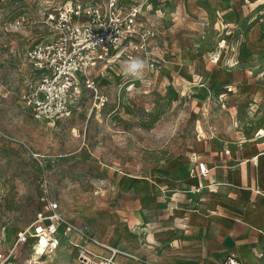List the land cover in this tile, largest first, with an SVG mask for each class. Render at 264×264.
<instances>
[{"label":"rangeland","instance_id":"1","mask_svg":"<svg viewBox=\"0 0 264 264\" xmlns=\"http://www.w3.org/2000/svg\"><path fill=\"white\" fill-rule=\"evenodd\" d=\"M58 1L68 0H0V264H83L75 244L111 255L91 238L128 255L119 264H164L167 248L193 249L165 208L202 211L179 185L196 173L199 149L253 132L264 115V0H118L155 32L156 70L134 78L124 60L98 66L109 102L94 107L82 84L71 113L47 120L25 104L38 77L28 52L53 38L46 15ZM49 199L75 229L63 225L59 248L36 253L17 239ZM170 230L174 244L157 239Z\"/></svg>","mask_w":264,"mask_h":264},{"label":"built area","instance_id":"2","mask_svg":"<svg viewBox=\"0 0 264 264\" xmlns=\"http://www.w3.org/2000/svg\"><path fill=\"white\" fill-rule=\"evenodd\" d=\"M139 18L138 9L124 11L118 0H109L104 5L72 0L55 3L46 15L53 38L35 45L28 52V59L38 77L28 95L24 96L26 106L40 118L61 119L71 113L72 102L84 84L92 92L94 107L101 108L109 102V97L99 89L92 71L98 66L108 68L129 57H138L139 53L150 65L146 73L154 72L156 62L149 41L156 34L151 29L143 31L139 27ZM198 169L202 175L209 173L204 162L198 164ZM48 203L50 212L40 215L18 235V245L32 241L37 253L45 241L44 253L54 252L60 246L63 225L68 226V230L75 229L59 213L58 203L50 199ZM91 240L109 250L111 255L100 258L85 246L75 244L83 264H119L118 257H128L95 238ZM2 259L4 255L0 254ZM222 264L241 263L235 256H228Z\"/></svg>","mask_w":264,"mask_h":264},{"label":"crops","instance_id":"3","mask_svg":"<svg viewBox=\"0 0 264 264\" xmlns=\"http://www.w3.org/2000/svg\"><path fill=\"white\" fill-rule=\"evenodd\" d=\"M260 98L264 104V95ZM256 127L243 137L223 136L199 149V161L206 163L209 173L202 175L197 169L179 185L193 189L189 193L202 202V211L183 205L165 208L166 222L177 218L193 249L172 253L167 248L164 264H204L207 259L221 263L231 255L241 264H264V136H260L264 115ZM157 239L167 244L177 241L171 230Z\"/></svg>","mask_w":264,"mask_h":264},{"label":"clouds","instance_id":"4","mask_svg":"<svg viewBox=\"0 0 264 264\" xmlns=\"http://www.w3.org/2000/svg\"><path fill=\"white\" fill-rule=\"evenodd\" d=\"M150 65L146 60L139 57H129L120 64V71L124 76L141 78Z\"/></svg>","mask_w":264,"mask_h":264},{"label":"bare ground","instance_id":"5","mask_svg":"<svg viewBox=\"0 0 264 264\" xmlns=\"http://www.w3.org/2000/svg\"><path fill=\"white\" fill-rule=\"evenodd\" d=\"M44 247H45V241H42V244L38 247L39 251L40 252L44 251Z\"/></svg>","mask_w":264,"mask_h":264}]
</instances>
